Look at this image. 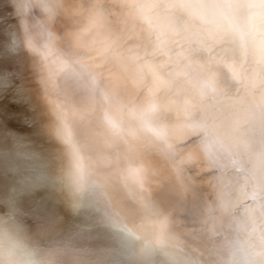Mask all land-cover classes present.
<instances>
[{
  "label": "clouds",
  "instance_id": "9594fccd",
  "mask_svg": "<svg viewBox=\"0 0 264 264\" xmlns=\"http://www.w3.org/2000/svg\"><path fill=\"white\" fill-rule=\"evenodd\" d=\"M9 90L0 264H264V0H0Z\"/></svg>",
  "mask_w": 264,
  "mask_h": 264
},
{
  "label": "bare ground",
  "instance_id": "6f19581e",
  "mask_svg": "<svg viewBox=\"0 0 264 264\" xmlns=\"http://www.w3.org/2000/svg\"><path fill=\"white\" fill-rule=\"evenodd\" d=\"M33 118L34 109L13 91L0 94V127L31 136L35 132V125L31 123ZM3 182V178H0V183ZM43 195V191L34 193L36 197Z\"/></svg>",
  "mask_w": 264,
  "mask_h": 264
}]
</instances>
